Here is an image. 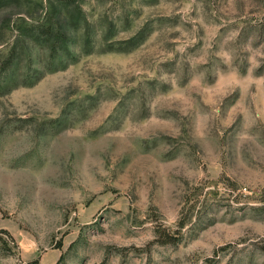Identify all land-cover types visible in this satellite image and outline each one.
Segmentation results:
<instances>
[{
  "label": "rangeland",
  "instance_id": "rangeland-1",
  "mask_svg": "<svg viewBox=\"0 0 264 264\" xmlns=\"http://www.w3.org/2000/svg\"><path fill=\"white\" fill-rule=\"evenodd\" d=\"M0 264H264V0H0Z\"/></svg>",
  "mask_w": 264,
  "mask_h": 264
}]
</instances>
